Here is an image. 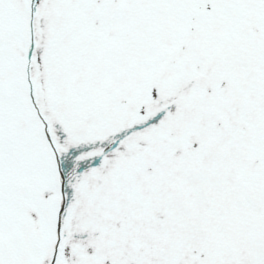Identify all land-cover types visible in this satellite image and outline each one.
Wrapping results in <instances>:
<instances>
[{
  "label": "snow or ice",
  "instance_id": "obj_1",
  "mask_svg": "<svg viewBox=\"0 0 264 264\" xmlns=\"http://www.w3.org/2000/svg\"><path fill=\"white\" fill-rule=\"evenodd\" d=\"M0 264H264V0H0Z\"/></svg>",
  "mask_w": 264,
  "mask_h": 264
}]
</instances>
